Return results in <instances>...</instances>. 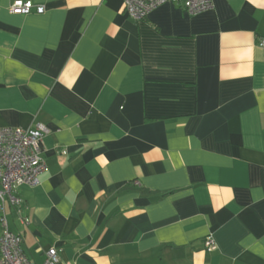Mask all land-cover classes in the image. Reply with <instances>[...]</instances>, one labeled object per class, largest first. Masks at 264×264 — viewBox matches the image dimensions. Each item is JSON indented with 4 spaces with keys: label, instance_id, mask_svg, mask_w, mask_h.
<instances>
[{
    "label": "crops",
    "instance_id": "1",
    "mask_svg": "<svg viewBox=\"0 0 264 264\" xmlns=\"http://www.w3.org/2000/svg\"><path fill=\"white\" fill-rule=\"evenodd\" d=\"M9 2L0 128L45 130L38 183L4 204L26 258L264 264V0L140 21L122 0Z\"/></svg>",
    "mask_w": 264,
    "mask_h": 264
},
{
    "label": "built area",
    "instance_id": "2",
    "mask_svg": "<svg viewBox=\"0 0 264 264\" xmlns=\"http://www.w3.org/2000/svg\"><path fill=\"white\" fill-rule=\"evenodd\" d=\"M167 3L178 5L191 15L212 7L211 0H122V8L132 20L140 21L156 7ZM8 11L19 15L43 14L44 7L34 4L33 0H10ZM259 46L264 48V40ZM44 133L39 124L27 129L0 128V264H34L24 255L20 236L8 229L4 204L7 200L11 206L19 208L21 199L16 196L17 189L38 183V175L45 168L40 158V141ZM215 247L212 236H206L204 249L210 252ZM58 260V254L52 248L47 251L43 264H57Z\"/></svg>",
    "mask_w": 264,
    "mask_h": 264
}]
</instances>
